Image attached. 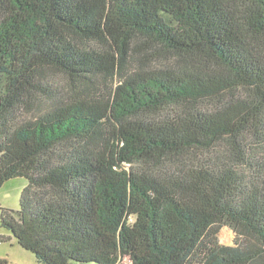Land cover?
Listing matches in <instances>:
<instances>
[{
    "label": "trees",
    "instance_id": "1",
    "mask_svg": "<svg viewBox=\"0 0 264 264\" xmlns=\"http://www.w3.org/2000/svg\"><path fill=\"white\" fill-rule=\"evenodd\" d=\"M50 70L74 88L18 123ZM17 177L1 225L41 263L264 264V0H0Z\"/></svg>",
    "mask_w": 264,
    "mask_h": 264
},
{
    "label": "rangeland",
    "instance_id": "2",
    "mask_svg": "<svg viewBox=\"0 0 264 264\" xmlns=\"http://www.w3.org/2000/svg\"><path fill=\"white\" fill-rule=\"evenodd\" d=\"M167 61H169L167 59ZM174 61V59H170ZM44 90L33 98V107L21 109L17 113L18 123L25 118L38 115L42 107L52 105L51 102L63 100L68 89L74 88L73 83L62 73L50 70L47 77L43 79ZM27 106V105H26ZM28 107V106H27ZM252 141H249V144ZM26 178L17 177L11 179L0 188V258H5L9 264H44L39 262L35 255L24 249L15 239L12 232L1 225V213L4 208L18 210L23 188L27 185ZM219 241L222 244L234 245L237 234L229 225H222L219 232Z\"/></svg>",
    "mask_w": 264,
    "mask_h": 264
}]
</instances>
